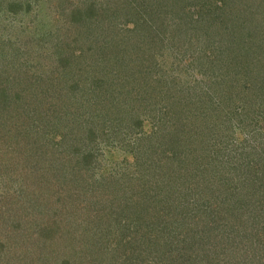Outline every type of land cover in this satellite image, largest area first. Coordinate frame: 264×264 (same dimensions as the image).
Returning <instances> with one entry per match:
<instances>
[{
    "label": "trees",
    "instance_id": "1",
    "mask_svg": "<svg viewBox=\"0 0 264 264\" xmlns=\"http://www.w3.org/2000/svg\"><path fill=\"white\" fill-rule=\"evenodd\" d=\"M79 1L55 0L61 20L53 25L71 27L68 33L75 25L86 28L79 35L87 44L86 66H77L68 81L75 91L63 95L69 105L65 109L81 107V113L90 114L91 120L82 123L91 140L99 131L106 134L108 121L118 126L129 117L139 128L151 119L155 128L151 137L136 135L140 129L133 134L138 141L131 148L133 154L148 159L132 167L126 182H108L92 173L94 164L88 158L95 154L89 149L83 159L86 164L75 170L83 192L91 193L95 203L105 202L104 214L121 216V206L126 210L123 217L133 219L85 222L88 230L77 235L74 247L67 245L74 238L71 224L47 223L44 227L50 233L40 229L42 244L52 239L56 246L24 252L21 264H264V0H250L247 9L252 15L240 25L235 21L238 17H231L226 28L214 22L212 3L219 7L220 0H81L85 11L81 21L66 14L68 4L74 7ZM15 2L23 8L26 0ZM35 2L47 6L51 0ZM46 35L54 45L59 43L58 32L49 30ZM93 58L96 64L91 63ZM1 75L0 83L5 80ZM17 80H9L13 88L18 83L11 93L0 87V119L8 121L7 114L23 107L37 117L33 120H43L38 110L42 104L31 101L33 97L41 101L40 94L25 88L23 106L15 100L23 95ZM46 96L48 103H54L51 91ZM103 114L108 117L106 124L99 119ZM77 123L71 129L82 132ZM246 123V133L253 138L237 147L235 132H245ZM47 125L55 127L49 121ZM55 135L64 138L57 129ZM159 148L161 155L156 152ZM238 152L244 157L240 164ZM193 175L201 178L197 181ZM13 185L6 187L15 189ZM131 228L136 235L124 236L123 231ZM84 235L89 238L83 239ZM33 239L23 233L17 245H36ZM183 239L176 251L181 258L165 257L166 245ZM50 250L60 253L50 260ZM62 256L68 259L61 263Z\"/></svg>",
    "mask_w": 264,
    "mask_h": 264
},
{
    "label": "rangeland",
    "instance_id": "2",
    "mask_svg": "<svg viewBox=\"0 0 264 264\" xmlns=\"http://www.w3.org/2000/svg\"><path fill=\"white\" fill-rule=\"evenodd\" d=\"M15 1L0 0V74H2V79H5L0 83V87L11 93L18 83L16 82L13 88L12 81L9 80L18 79L17 81L21 83L20 86L23 87L19 90L21 93L22 89L25 92L30 88L35 95L40 94V98H38L41 101H37L34 97L31 101L33 104H42L38 110L43 115L40 117L44 119L33 120L37 117L33 115L32 111L27 112L23 107L14 109L16 114H7L8 121L7 118L0 119V245H4L0 246V264H21L24 262L23 253L28 250L45 251L46 248H54L56 244H53L52 239H48L46 245L41 241L42 233L50 231L49 229L45 230L44 225L51 224L52 221L58 220L60 223L71 224L69 227L74 232V238L71 242H67V245L74 247L77 235L86 234L83 230H88L85 227V222L88 225L92 219H102L103 221L104 219H133L123 217L125 215L123 212L126 210L117 204L115 205L121 210V216L117 214L114 217L104 214L107 211L105 202L95 203L91 199V193L83 192L81 182H77L75 173L77 171L75 170H79L86 164L87 160L83 159L86 158L89 149L95 154V158H88L94 164L92 173L96 172L100 179L108 182L111 179L112 183L120 180L126 182L127 177L131 175L132 167H138L144 159H148L147 156L133 154L131 148L138 145L133 134L135 136L136 130L140 129L141 132L136 135L144 134L151 137L155 128L151 119L145 121L143 128H139V123L132 120L134 118L127 117L128 121L126 122L124 120L122 123L116 122V124L119 123L118 126L108 121L109 124L105 127L106 134L99 131L98 137L91 140L89 130L83 129L82 123L84 120H91L90 114L81 113V107L78 111L65 109L69 105L64 103L65 97L63 96L66 91H75V88H73L74 90L69 89L68 81L73 80L74 70L76 71L77 66H86L83 64V59L87 56L85 50L87 44H85V39L79 38V35L84 34L83 30L86 28L84 25H75L76 28L72 26L74 32L68 33L71 27L64 25L59 28L62 24L53 25L54 21L61 20L59 19L61 10H54L55 0L48 2L47 6L35 2V0H26L23 3V8L22 6L17 7ZM80 1L74 2V5L72 4L74 7H71L69 3L66 14L73 16L74 20L81 21L84 19L85 11L81 6L84 3ZM249 2L250 0H220L219 7L211 2L216 8V10L213 9L216 20L214 22L219 27L226 28L230 25L231 17H238L235 21L240 25L244 18L252 15L251 10L247 9ZM59 5V8L62 9L65 4L63 2ZM237 8L240 11L239 15L235 16ZM215 12L216 14H214ZM259 23L263 24L261 21ZM49 30L59 33L58 44L54 45L49 41L46 35ZM262 33L264 34V28ZM76 36L77 40L75 41ZM71 46L73 48H70ZM77 51H80L81 54H78ZM94 53L98 55L97 52ZM94 61L95 58L91 59V63ZM18 71H21L20 74H15ZM67 76L68 78H66ZM196 77L201 78V74L197 73ZM49 91L52 93L54 103H48L46 95L49 94ZM24 92L23 95L20 94L19 98H15L22 106L23 101H26ZM12 98L10 97V101ZM21 111L23 116L17 115ZM107 118L103 114V117L99 119L106 124ZM48 121L52 125L55 124L53 125L55 127L47 125ZM75 121L80 122L82 132L77 130L73 132L71 129ZM77 122L74 124V129L77 127ZM64 124L68 126L64 127ZM90 125H93V122H90ZM262 125L264 126V122ZM241 126L243 127V125ZM244 127H246L245 132L241 129H237L235 132V146L237 147L247 137L253 138L251 134L246 133L249 125L246 123ZM56 129L63 133L64 138L61 139L59 135H55ZM71 136L74 140L72 145L67 144L72 140ZM70 138L71 140H69ZM149 140L154 148L153 139H148V142ZM144 151L149 154L151 149L146 145ZM156 152L161 155L163 150L159 148ZM241 155L238 152L236 163L237 161L239 164L244 162V157L242 160ZM221 165L223 166L224 163ZM83 176L85 179L90 177V175ZM193 177L197 181L201 178L194 175ZM8 183H14L13 188L15 189L6 187ZM105 183L107 184V182ZM96 214H99V217H95ZM13 221L21 223L29 229L24 230L18 225L13 226ZM55 229L57 230L58 227ZM131 230L132 228L123 231L124 236L128 238H132L131 235L135 236L136 234L133 235ZM9 233H12V236ZM23 233H26L32 242L35 240L33 238H36V245L30 242L17 245V238ZM111 235L116 236L117 234L111 231ZM82 238L89 237L84 235ZM65 239L66 235L61 237L62 242H66ZM183 243H185L184 239L181 243L175 240L169 247L166 245L165 257L170 256L169 258L174 261L181 258L176 251L180 250L177 245ZM145 245L146 243L143 246ZM68 246L66 247L68 248ZM163 248L160 247V252L163 251ZM59 253L48 251V259H54L52 256H58ZM66 259H68L67 256H62L59 261L62 263Z\"/></svg>",
    "mask_w": 264,
    "mask_h": 264
}]
</instances>
